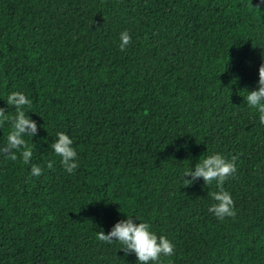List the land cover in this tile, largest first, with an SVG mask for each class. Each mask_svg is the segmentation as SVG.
Here are the masks:
<instances>
[{
	"label": "trees",
	"instance_id": "trees-1",
	"mask_svg": "<svg viewBox=\"0 0 264 264\" xmlns=\"http://www.w3.org/2000/svg\"><path fill=\"white\" fill-rule=\"evenodd\" d=\"M257 3L0 0V108L11 119L7 96L23 93L36 125L28 164L0 154V264H139L97 240L129 217L175 246L159 264H264V123L246 103L264 63ZM58 132L73 140L71 174ZM217 154L236 157L223 220L208 211L215 181L183 177Z\"/></svg>",
	"mask_w": 264,
	"mask_h": 264
},
{
	"label": "clouds",
	"instance_id": "clouds-1",
	"mask_svg": "<svg viewBox=\"0 0 264 264\" xmlns=\"http://www.w3.org/2000/svg\"><path fill=\"white\" fill-rule=\"evenodd\" d=\"M264 6V0H258L256 10ZM120 50L123 52L131 44V36L127 31L120 33ZM258 85L256 91L247 92L246 103L250 108L258 110L261 123H264V63L258 69ZM7 105L15 107V116L9 118L5 114V109L0 108V125L10 120L11 128L7 136V143L4 148H0V154L6 155V158L15 161L17 153L22 156L23 162L28 164L32 158L33 151L23 137L31 136L36 132L35 123L30 120L24 111L25 107L30 108L32 101L23 93L12 92L7 96ZM57 141L52 144V149L55 154L61 157L60 163L64 166L68 173H73L78 168L75 161L77 153L73 147V140L65 133H57ZM6 153V154H5ZM236 157L231 161L227 160L222 155H211L205 158L202 163H197L194 171L186 170L184 176H191L192 180H184L188 187L196 178H202L205 185L212 184L215 181L217 192L212 193V198L217 202L209 207L208 211L213 213L218 219L223 220L225 217L234 218V201L231 195L224 191L223 184L229 178H234L236 175L235 166ZM52 162L47 164L51 169ZM31 175L39 177L42 175V169L39 166H32ZM97 240L111 244L119 242L121 251L125 255L134 254L139 264H148L149 261L154 264H159L161 256H171L174 254L175 246L164 236L157 237L150 231L148 223L133 224L129 217L124 221L114 225L107 235L101 230L97 233Z\"/></svg>",
	"mask_w": 264,
	"mask_h": 264
}]
</instances>
